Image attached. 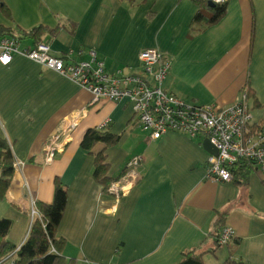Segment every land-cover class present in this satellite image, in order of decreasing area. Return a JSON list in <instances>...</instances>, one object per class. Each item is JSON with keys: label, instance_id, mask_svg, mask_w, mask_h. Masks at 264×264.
I'll return each instance as SVG.
<instances>
[{"label": "crops", "instance_id": "0c3cea01", "mask_svg": "<svg viewBox=\"0 0 264 264\" xmlns=\"http://www.w3.org/2000/svg\"><path fill=\"white\" fill-rule=\"evenodd\" d=\"M197 9L193 0H0V28L18 34L40 27L37 38L17 39L20 48L45 42L52 56L71 51L73 61L93 50L109 73L138 74L139 53L157 50L170 62L165 90L220 109L245 92L258 126L264 122V0H227L216 24L188 37ZM91 98L25 57L0 65V138L19 164L0 201L12 246L25 238L32 204H50L59 180L67 201L57 235L63 255L78 264H175L191 250L203 253V264H222L229 248L216 247L211 233L223 211V227L238 241L232 258L264 264V170L253 169L247 185L208 179L202 139L168 132L151 140L128 99ZM69 120L76 121L72 140L47 163V141ZM92 128L119 137L105 153L109 177L119 178L131 158L142 159L137 182L117 201L103 193L92 176L93 157L80 147ZM10 254L0 264H9Z\"/></svg>", "mask_w": 264, "mask_h": 264}, {"label": "built area", "instance_id": "2783aa9c", "mask_svg": "<svg viewBox=\"0 0 264 264\" xmlns=\"http://www.w3.org/2000/svg\"><path fill=\"white\" fill-rule=\"evenodd\" d=\"M71 55L72 52L68 51L61 57L52 56L45 42H38L30 48H20L16 38L10 35L0 37V65L6 66L14 57L22 56L87 90L92 96V103L128 99L140 127L151 140L156 141L168 132L181 133L190 139H207L217 151L216 156L209 154L207 158L208 179L229 183L232 180L230 169L241 162L248 163L255 170H264V122L252 126L245 92L240 95L238 102L222 109L182 100L163 88L170 62L154 49L139 53L138 74L109 73L93 50L87 52L86 60L73 61ZM75 127L76 121H66L61 135L56 133L49 138L45 146L47 163L53 160L55 153L62 151L65 142L72 140ZM141 161L139 156L131 158L121 176L110 183L106 192L114 200H119L137 182V168ZM18 165L14 162V172ZM36 216L38 214L32 204L25 237ZM233 239L232 231L226 227L221 228L215 238L218 246H228ZM9 264L14 263L10 261Z\"/></svg>", "mask_w": 264, "mask_h": 264}, {"label": "trees", "instance_id": "16d2710c", "mask_svg": "<svg viewBox=\"0 0 264 264\" xmlns=\"http://www.w3.org/2000/svg\"><path fill=\"white\" fill-rule=\"evenodd\" d=\"M133 2L134 0H129ZM197 6L188 37L206 30L208 27L216 24L226 12L227 0L224 3L209 4V0H193ZM40 27L28 32H18V34L0 28V37L10 35L16 39L24 37L37 38ZM39 41L35 42L37 44ZM119 137L112 135L106 128L88 129L81 140L80 147L93 157L92 176L95 181L102 186L103 193L110 183L114 180L108 176V163L106 160L107 148L115 145ZM100 144V149L94 151V147ZM14 157L10 145L5 139L0 138V201H2L9 190L14 172ZM232 180L228 184L247 185L248 176L253 171L248 163L241 162L231 169ZM67 201V190L59 180L54 182L53 200L50 204L42 202L35 203V209L38 216L33 219L31 228L27 237L20 243V247L15 251V247L7 241L11 221L7 218L0 219V259L8 255L6 260L14 264H78L73 258H66L63 255L65 246L64 240L57 235V228L63 216ZM227 211L218 212L214 222L212 235L216 238L223 227ZM238 241L234 238L228 245L229 256L222 264H244L232 258ZM215 246L217 242L215 240ZM202 252L191 250L181 254L180 259L175 264H203Z\"/></svg>", "mask_w": 264, "mask_h": 264}, {"label": "water", "instance_id": "95a60500", "mask_svg": "<svg viewBox=\"0 0 264 264\" xmlns=\"http://www.w3.org/2000/svg\"><path fill=\"white\" fill-rule=\"evenodd\" d=\"M209 4H212V2H209ZM202 147L210 155H213V156L217 155L216 149L213 147V145L210 144V142L207 139L203 140Z\"/></svg>", "mask_w": 264, "mask_h": 264}]
</instances>
